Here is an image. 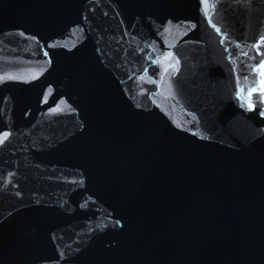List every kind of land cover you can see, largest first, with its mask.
<instances>
[{"label":"water","instance_id":"1","mask_svg":"<svg viewBox=\"0 0 264 264\" xmlns=\"http://www.w3.org/2000/svg\"><path fill=\"white\" fill-rule=\"evenodd\" d=\"M262 65L264 0H0V264H264Z\"/></svg>","mask_w":264,"mask_h":264},{"label":"snow or ice","instance_id":"2","mask_svg":"<svg viewBox=\"0 0 264 264\" xmlns=\"http://www.w3.org/2000/svg\"><path fill=\"white\" fill-rule=\"evenodd\" d=\"M261 67L264 68V65H262ZM249 106L251 107V104Z\"/></svg>","mask_w":264,"mask_h":264}]
</instances>
